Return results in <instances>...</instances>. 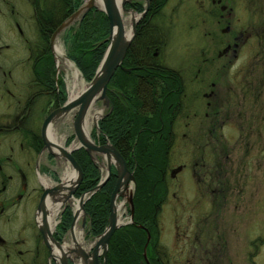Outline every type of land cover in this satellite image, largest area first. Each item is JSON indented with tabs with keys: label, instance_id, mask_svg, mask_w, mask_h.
Wrapping results in <instances>:
<instances>
[{
	"label": "rangeland",
	"instance_id": "obj_1",
	"mask_svg": "<svg viewBox=\"0 0 264 264\" xmlns=\"http://www.w3.org/2000/svg\"><path fill=\"white\" fill-rule=\"evenodd\" d=\"M31 1L0 0V61L6 63V45L22 60V69L11 72L9 82L17 83L8 87L13 97L5 92L7 86L1 77L4 67L0 70V117L6 116L7 110L23 105L28 93L36 90L30 86L31 59L24 43L27 39L33 44L37 39ZM184 1L181 9L189 11L177 9L181 12L174 14L163 51L169 67L182 72L186 92L174 126L175 141L166 176L167 196L157 218L164 264H264V0H238L233 16L224 17L218 26L214 18L201 26L196 16L198 0ZM127 15L122 14L123 18ZM15 21L21 27V37ZM127 27L130 30L131 24ZM209 31L216 40L207 39ZM64 34L65 30L56 38L66 55ZM226 46L230 47L227 54L221 52ZM50 52L54 79L66 82V72L59 69L53 49ZM219 53L223 55L218 56ZM201 55H205L204 64L210 63L211 58L214 63L202 65ZM82 80L86 87L89 81ZM65 93L67 99L66 87ZM35 101L31 112L38 119L35 126L38 132L49 109L60 105L45 95ZM41 106L43 112L36 114ZM102 108L101 102H97L89 116H93L94 109ZM72 122L70 113L52 125L57 144L69 145L66 141L69 137L73 139ZM90 128L91 139L97 143L96 128L94 125ZM96 162L102 177L103 160L98 156ZM65 166L63 162L59 166L51 163L55 173L51 170L46 175L57 181ZM121 201L117 200V204ZM120 212L121 221L127 222V204ZM30 223L33 227L32 215ZM78 228L82 231L81 243L87 249L94 239L86 235V223L81 227V218ZM39 233L31 230V264L39 261L40 256L34 257L37 234L41 243ZM69 237L67 233L64 241ZM46 262L50 263L48 257Z\"/></svg>",
	"mask_w": 264,
	"mask_h": 264
},
{
	"label": "trees",
	"instance_id": "obj_2",
	"mask_svg": "<svg viewBox=\"0 0 264 264\" xmlns=\"http://www.w3.org/2000/svg\"><path fill=\"white\" fill-rule=\"evenodd\" d=\"M85 0H32L33 24L37 39L29 47L33 60L32 85L37 93L57 105L66 99L62 79H54V66L49 39L55 29L66 21ZM12 17L16 19V15ZM17 22V21H15ZM109 24L105 14L93 8L79 16L76 24L68 27L63 35L66 56L74 63L86 81H90L102 60L107 46ZM130 51H128L129 54ZM126 60V59H125ZM123 66H127L123 62ZM149 74L145 70L125 72L117 69L108 86L109 110L98 121V143L108 141L122 155L132 172L135 187L132 196L133 218L130 224L119 227L112 234L106 254V264H164L165 253L158 242L157 218L167 196L168 172L174 136L172 112L179 90L178 82L158 77L139 80L138 75ZM159 75L168 74L164 71ZM157 76V72L150 73ZM160 76V77H161ZM44 96V95H43ZM72 138L67 139L66 144ZM36 149L41 142L36 138ZM73 157L82 170V181L75 197L91 191L100 181L101 172L83 149L76 150ZM115 171L108 181L84 203L87 215L86 235L96 238L108 225L109 199L115 185ZM72 222V212L67 207L60 215L54 237L61 241ZM150 239L147 242V233ZM39 261L44 264L47 252L40 248ZM143 253L145 255H143ZM35 257V256H34ZM37 257V258H38ZM45 264H48L47 262ZM53 264V263H52Z\"/></svg>",
	"mask_w": 264,
	"mask_h": 264
},
{
	"label": "flooded vegetation",
	"instance_id": "obj_3",
	"mask_svg": "<svg viewBox=\"0 0 264 264\" xmlns=\"http://www.w3.org/2000/svg\"><path fill=\"white\" fill-rule=\"evenodd\" d=\"M237 1L198 0L196 9L198 14L196 16L199 17L198 20L201 26L206 22L211 23L213 18L218 26L224 17H232L237 7ZM184 3V0H126L124 4L125 11L123 12L126 15L128 13L131 15V12H133L136 17L134 19L136 23L134 37L123 59L127 66H123V62L122 66L126 69H131L129 72L137 69L149 72V74L138 75L139 80L149 76V78L154 77L151 79H155V81H158L159 77L163 82H165L166 78L178 82L176 90L179 91L172 108V112L176 113L175 120L172 123L173 136L175 135L174 126L177 116H180L186 99V92L184 90L182 72L179 69L175 70L169 67L163 51L165 50L169 34L168 30L173 23L174 14L177 16L181 12L177 11V9L180 10ZM193 3H195L196 8V2L193 1ZM181 10L182 12L189 11L187 9ZM14 24L18 36L20 35L19 37H21L23 35L21 27L18 22H14ZM213 33L216 36V33ZM208 36L209 38L207 39L212 40L213 38L216 40L210 31ZM26 40L24 43L27 46L28 58L29 60L31 59V64H29L32 74L33 60L29 53L30 44ZM229 48V46H226L223 48L224 51L221 52L227 54ZM5 49L8 53L5 54L4 62L6 63L0 61V70L2 66L4 67L1 77H4L3 82L7 86L5 92L9 97H13L8 87L16 86L17 83L15 81L13 83L9 82L12 79L11 72L22 69L20 65L22 60H19L15 55V51L9 45H6ZM128 51H130L129 54ZM234 52L235 49L233 50ZM223 53H219L218 56H222ZM204 56L201 55L202 59L200 58L202 65L206 63ZM211 63H214L212 58L210 63L204 65L207 67ZM159 71H166L168 74L161 76L158 74ZM153 72H157V76H151L150 73ZM30 86L33 85L31 84ZM45 93L41 92L39 95L36 90L28 93L23 105L13 108L11 111L7 110L6 116L0 117V120L6 121H0V264H31V230L34 231L36 229L39 233L37 216L40 214H38L37 208L44 189L41 178H45L47 172L54 171L50 163L51 158L45 153L40 137L42 122L54 109H49L40 124L38 132L35 128L38 119L36 120L33 116L34 113L31 112L32 104ZM7 108L10 109L11 107ZM43 108L44 106H41L36 111V114L43 112ZM203 116L206 118V112L203 113ZM36 138L41 142V147L38 150L36 145L39 146V144L36 143ZM63 211H60L59 217ZM31 215L33 216V227L30 223ZM38 240L37 234L34 243L35 258L41 254L40 247L44 250V253L47 252L48 257V250L42 238L40 239L41 243Z\"/></svg>",
	"mask_w": 264,
	"mask_h": 264
},
{
	"label": "water",
	"instance_id": "obj_4",
	"mask_svg": "<svg viewBox=\"0 0 264 264\" xmlns=\"http://www.w3.org/2000/svg\"><path fill=\"white\" fill-rule=\"evenodd\" d=\"M126 0H120L119 7H117L115 0H103L102 7H97L95 0H87L76 12H74L66 21L61 23L55 31L52 33L50 38V48L53 49V42L55 37L66 29L72 21L81 14L84 16L89 10L93 8H99L106 16L109 24V34L107 37V47L99 63L95 74L92 79L87 83V86L72 100H67L63 105L50 112L44 121L42 122L40 129V137L43 143V149L53 158V160L59 164L63 162L67 164L69 169L76 173L74 181L71 185L66 188V196L64 203L61 207L65 208L70 206L72 208L73 218L68 229V233L72 235L73 226L77 219V213L74 211V206L71 203H66L68 199H72L77 203L78 210L81 213V227L85 226L86 212L84 210L85 201L94 192L100 190V188L108 181L111 176L112 167L115 170V185L112 190L109 199V218L108 225L104 232L98 236L95 240V245L86 252L82 246L74 243L72 249L67 252H60V256L56 258L53 255L51 245L61 250L63 241H57L53 237V231L48 229L46 224V202L48 200L51 203H56L60 200V194L63 188V181L59 178V181L52 186L44 187L40 202L37 208L38 214H42V223H38V230L41 234L42 241L49 252V258L54 264H106V254L108 250V243L115 232V230L124 225L119 223L117 220V214L115 211L116 201L119 198H124L129 205V218L130 222L133 218V203L132 195L135 187V180L132 173L128 170L126 162L122 155L116 148L106 142L105 144L99 145L92 139H87L82 133V125L85 122L86 116L90 111V108L96 103L101 102L102 107L107 109L109 107V99L106 95L107 86L110 82L113 74L117 69L129 72L131 69H126L122 66V62L126 51L129 47L135 34V23L136 20H132L129 35L124 30L121 13L125 11L124 4ZM134 13L131 12V15ZM72 113L74 116L72 128H73V140H78L79 145L73 149H70L72 142L66 147L53 143L48 139V131L52 123L64 116ZM106 113L101 114L95 121V128L98 130V121L105 116ZM83 149L89 155L93 162H96V155H100L104 159L105 175L102 177L100 182L91 190L83 193L79 198H75L74 194L82 181V170L79 164L73 157V152L78 149ZM57 150L56 153L54 150ZM55 228V226H54ZM54 230V229H53ZM147 233V242L150 239V234ZM72 240V238H71ZM143 255H145L143 253Z\"/></svg>",
	"mask_w": 264,
	"mask_h": 264
},
{
	"label": "bare ground",
	"instance_id": "obj_5",
	"mask_svg": "<svg viewBox=\"0 0 264 264\" xmlns=\"http://www.w3.org/2000/svg\"><path fill=\"white\" fill-rule=\"evenodd\" d=\"M119 2L120 0H115V3L117 5V7H119ZM102 3L103 0H95V4L98 7H102ZM121 18H122V22L124 25V30L126 31V34L129 35V28L127 27L128 23H131L132 20H134L136 17L134 15H129L126 18H123L122 13H121ZM53 52L55 55V59H56V63L59 67V69H62L66 72V78H65V83H66V88H67V94L69 97V100L74 99L85 87H84V81L82 80V77L79 73V71L75 68V66L68 60L65 58V55L63 53V49H62V44H60L58 42V39L56 38L53 42ZM92 107L90 108L89 113L86 116L85 122L82 125V133L83 135L87 138V139H91V125L95 124V121L97 120V118L102 114V110H93L92 112L94 113L93 116H89L90 112H91ZM48 139L53 142V143H57V139H56V133L52 131V128L50 127V130L48 131ZM79 145V141L78 140H74L70 146V149H73L75 147H77ZM54 150V149H53ZM56 153L58 152L57 150H54ZM76 177V173H74L73 171H71L69 169V167L66 165L64 168V171L61 174V178L63 181V188L60 194V200H58V202L56 203H51L50 200H48L45 204L46 206V224L48 226V229L50 231H53L54 226L57 223V213L60 212V208L62 203H64L65 200V196H66V188L69 187V185H71L72 181H74ZM42 183L44 186H52L53 182L48 179V178H41ZM66 203H71L74 206V211L77 213V219L76 222L73 226V232L71 235V238L68 241H65L62 246H61V250L56 248L54 245H51L52 247V252L53 255L58 258L60 256V252H67L69 249H72L74 246L75 242L76 244H79L80 246H82L84 248V250L86 252H89L90 249L95 245V243L97 242L96 240L90 242L88 244V248L86 249V245H84V243H81V237H79L80 235L82 236V231L81 229L78 228V220L81 217V213L78 210L77 207V203L72 200V199H68L66 201ZM121 207H123V202H120L119 204H117L116 202V206H115V211L117 214V220L119 223H122L121 221V212L120 209ZM42 219V214H40L38 216V223H42L41 221Z\"/></svg>",
	"mask_w": 264,
	"mask_h": 264
}]
</instances>
